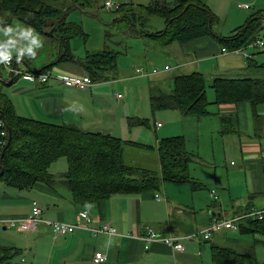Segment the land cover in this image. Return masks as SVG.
Returning <instances> with one entry per match:
<instances>
[{"label": "crops", "instance_id": "1", "mask_svg": "<svg viewBox=\"0 0 264 264\" xmlns=\"http://www.w3.org/2000/svg\"><path fill=\"white\" fill-rule=\"evenodd\" d=\"M203 1L216 16L217 21L214 22L229 17L234 23L233 29L247 20L248 15L245 17L242 12L245 10L242 9H251V13L264 10V0H238L237 5L248 3V8L239 5V8H236L230 4L232 0ZM14 23L16 22L13 20L10 22V24ZM20 23L26 24L22 21ZM39 34L44 45L50 41L51 37ZM133 36L144 51L149 41L142 37L147 36ZM151 42L156 41L151 39ZM72 48L74 50L73 46ZM158 49L162 53L159 57L158 54L152 56L149 53L144 55L143 51L141 53L142 57L148 60V64H154L150 67L146 65L147 63L141 67L142 64L129 61V57L133 54L132 49L131 53L127 54L128 63L131 66L135 64V73L139 76L126 75L130 70L126 69V65L122 63L121 66L116 67V70L123 72L122 75L115 73L114 70L106 79L91 78V83L86 88L65 85L57 77L61 73H82L83 68L79 70L76 62L56 63L58 49L55 47L49 53L50 58L45 60L42 55L38 57L40 52L38 50L35 59L25 60L29 62L33 60L36 66L39 64V67H35L36 69L55 62L50 69L51 76L46 81L36 76L34 78L20 76L15 81L6 83L4 91L10 98L16 113L22 116L78 125L92 131L96 128L99 131L104 130L103 128L108 129V122L109 125L117 124L123 139L152 146L151 148L136 147L151 152L155 166L152 170L160 172L157 140L169 134L185 136L183 131L173 129L177 121L180 126L183 122L174 120L171 123L158 122L160 125H157L155 120L154 125L160 128L158 130L155 128L152 139L143 137V139L149 138L146 139L149 140L148 142L140 141L144 130L137 129L138 126L137 128L128 126V117L138 115L128 114L127 101L121 102L124 96L118 91L119 88L123 87L126 90L128 86L125 83L132 79L142 80L147 87L149 101L151 88L156 86L163 88L164 85L169 87L173 76L189 72L188 69H194L193 67H197V70L204 74L208 84L214 77H225L221 75L224 73L247 71L253 67L264 68V53H262L264 48L256 50L252 58H244L241 52H222L216 38L205 36L183 43L174 41ZM227 52L237 55L232 54L233 57H230L227 56L229 55ZM218 57L221 59L218 60ZM260 57L263 61L259 64L257 59ZM25 60L17 62L19 69H24V66L28 64ZM1 66L5 69L3 64ZM0 72L2 74V70ZM127 76L131 77L125 78ZM211 88L213 100L210 103H215V92L213 87ZM215 104L217 106L209 104L210 107H217V109L214 111L208 109L210 114L206 116L219 119L209 126L211 129L208 136L212 153L209 157L212 161H208L207 157L204 159L207 153L204 156L201 152L205 141L203 139L205 134L200 133L203 130V127H200L202 120L194 122L197 123V130L192 142L193 147L189 148V142L187 139L186 141L189 150L195 154L196 164L208 165L212 169L213 174L208 184L219 185L221 187L219 193L216 194V188L213 186L205 188V179L201 175H195L196 181L200 184L197 187L189 182L165 181L155 192L147 190L136 194H113L107 198L81 204L72 199L68 188V192L59 189L57 191L52 185L38 182L29 189L15 191L13 190L15 187L3 186L6 184L1 183L0 246L11 248L15 250V253L0 260V264H212L214 246L232 248L241 254L248 253L245 264H264V238L249 230L240 229V222L245 221L243 218L238 221L236 228L213 230L208 238L203 237L202 230L214 217L231 218L251 208L264 211V102L257 105L250 101ZM120 105L124 111L120 117L117 118L115 113L113 119L116 120H104L107 116L110 117L112 112L118 111ZM122 118L125 120H120ZM125 151L124 149V159ZM216 152L222 154L220 160L215 157ZM231 156H235L236 159L229 162L231 167H225L226 170L222 173L223 178L219 180L217 169L223 167ZM58 160L59 158L49 166L52 174H58L66 169V161L62 171L53 169ZM126 162L137 165L134 160ZM140 167L150 169L146 163ZM33 200H37L42 205L41 217L44 219L76 222L78 211L87 209L98 217L99 221L112 224L117 233L94 235L90 231L78 228L71 233L61 234L51 232L43 221H39L34 228L29 229L20 228L18 223H12V220L17 221L30 212ZM149 228L159 235L181 237L185 249L173 256L164 241L155 240L147 243L134 236L145 234ZM95 250L103 251L107 255L106 260L93 263L92 255Z\"/></svg>", "mask_w": 264, "mask_h": 264}, {"label": "trees", "instance_id": "2", "mask_svg": "<svg viewBox=\"0 0 264 264\" xmlns=\"http://www.w3.org/2000/svg\"><path fill=\"white\" fill-rule=\"evenodd\" d=\"M92 2L0 0V22L10 23L18 19L33 26L38 33L55 41V48L58 49L56 63L73 61L90 78L106 79L117 67L118 52L105 47L96 51L86 50L83 58L78 60L70 43L72 38L82 36L84 32L79 24L67 20L68 13L73 8L84 9ZM115 9L120 17L128 20L129 34L146 35L162 45L211 36L217 39L221 48L231 51L264 32V10H258L230 34L218 35L213 29L217 18L203 0H150L147 4L124 2ZM150 15L163 17L165 27L155 31L146 29L145 19ZM137 22L140 27L136 25ZM31 62L25 60L29 64L24 66L25 72L39 79L46 75L45 81L51 76L50 69L55 62L36 70L31 67ZM12 64L19 69L15 59ZM20 76L14 75L11 82ZM5 84L0 83V183L17 189H29L38 182L48 185L61 182L67 186L72 199L81 204L113 194H136L147 190L155 192L165 181L189 182L196 187L200 185L190 176L189 165L195 160V154L189 150L183 134L164 136L157 140L160 163V172H157L127 163L123 158L126 145L151 148L150 144L123 139L109 132L86 130L78 125L22 116L14 110L4 91ZM207 84L204 74L198 70L176 74L170 89L157 86L150 89V106L153 110L175 109L181 115L197 118L207 116L210 114ZM210 86L214 89V102L217 104L250 101L257 105L264 102V81L259 78L218 76L212 79ZM127 124L129 127L149 125L145 117H128ZM222 130H225L224 127ZM62 156L66 157L65 171L52 174L49 171L50 164ZM242 218L245 221L240 222V229L264 238V213L262 218ZM14 253L15 250L0 246V260ZM246 255L248 253L241 254L232 248L214 246L212 264H245Z\"/></svg>", "mask_w": 264, "mask_h": 264}, {"label": "rangeland", "instance_id": "3", "mask_svg": "<svg viewBox=\"0 0 264 264\" xmlns=\"http://www.w3.org/2000/svg\"><path fill=\"white\" fill-rule=\"evenodd\" d=\"M52 2L57 1V0H51ZM113 3L111 8H107L105 5V0H93L92 4L90 6L85 7L84 9L81 8H73L71 9V11L68 13L67 16V20L69 21H74L77 24H79L84 32V34L82 36H76L74 38L71 39L70 43L72 44V46L74 47V53L76 55V59H81L83 58L85 51L89 50V51H96L97 49H102V48H107L113 51H117L118 52V56H117V67L118 65L121 66L122 63L123 65H126V69H129L130 71L126 73V75H133L136 74L135 73V64H133L131 66V64L128 63V53H131V49L133 50V54L129 57V61H134L136 64H142V66H144L147 63V59L146 57H142L141 53H142V48L141 46L138 44L137 41H135V39L133 38L134 36L128 33V29H129V22L126 18L124 17H120L119 12H116L115 8H116V4H120V3H124V2H133L135 4L139 3V4H147L150 2V0H109ZM167 1H174V0H167ZM238 0H232V3H230L231 5L233 4L236 8H239L237 5ZM242 2V1H241ZM241 9V8H240ZM245 11H242L245 14V17H247V15L249 16V14L252 12L251 9H242ZM13 21H15L16 23H20L21 21H19L18 19H13ZM232 19H230L229 17L225 20H219L218 22H214L213 24V29L218 33V35H227L230 34L234 23L231 22ZM145 28L151 31H155L158 29H162L165 27L164 24V19L163 17L159 16V15H150L148 18L145 19ZM136 25L138 27H140V24L137 22ZM236 25V24H235ZM42 38V37H41ZM142 38H146L149 43L146 47V49H144L143 54L146 55V53H149L152 56H155L158 54L162 55V53L160 52V49L158 48H162L165 45H162L159 42H151V38L150 37H142ZM50 41H48L47 43H45L44 47L42 49H40L39 52V56L42 55L44 60L50 58V51L53 50V48L55 47V41L53 40V38H49ZM153 41V40H152ZM150 42L152 44H150ZM134 43V44H133ZM253 48H247V51L251 52L253 51ZM230 57H233L232 54L237 55L236 53L233 52H227ZM264 53V52H262ZM226 58V57H225ZM245 58V57H244ZM57 59V58H56ZM221 58L218 57V60H220ZM251 60V59H250ZM262 58L260 57V59H257V62L260 64L262 62ZM155 63V62H154ZM78 64V63H77ZM128 64V66H127ZM31 65L33 67V69H36L35 67H39V64H37V66L34 64V61L32 60ZM35 65V66H33ZM148 67L154 65V64H146ZM79 67V70L82 69V67L78 64L77 65ZM196 66V65H195ZM194 69H188V71H192V70H197V67H193ZM117 69V68H116ZM115 69V73H119V75H122L123 72H119L118 70ZM234 71V70H233ZM232 71V72H233ZM188 73V72H186ZM206 74V73H205ZM137 75V74H136ZM208 76V74H206ZM227 78H242V77H252V78H259L262 82L264 81V68H256L253 67L250 70L247 71H241V72H234V73H224L221 74ZM139 76V75H137ZM2 77L4 80H8V74L6 72V69H2ZM131 76H127L125 78H130ZM3 81L0 79V83H2ZM173 82V81H172ZM211 83V82H210ZM209 83V84H210ZM125 84H127L128 86V91H126L123 87L119 88V92L120 94H122L124 96V98L121 99V102L123 101H127L128 104V114L129 115H138L141 117H145L148 118V126H138V128L135 126V128L137 129H141L144 130V135L141 137L140 141H145L148 142L149 138L143 139V137H151L153 135V133L155 132V128L156 130H158L160 128L156 127L154 125V121L156 120L157 122H160L161 124L163 123H171L174 120H182V125L180 126V124H178V121L176 122V124L173 125V129L174 131H183V133L185 134L186 139L189 142V148H192V142L194 141V134L197 130V123L196 120H202L200 121V127H203V130L200 131V133H204L205 134V138H203L204 144L202 145V150L201 152L204 154L207 153V156H203L204 159H208V161H212V158L209 157L210 155L212 156V153L210 152V138L208 136V133H210V129L209 126H211L212 124H214V122L216 123L217 120H219L218 118L216 119L215 117H206V118H197L195 116H187V115H181L177 110H173V109H156L153 110L151 108V106H149V101H148V95L146 92L147 87L144 86V82L142 80H138V79H132L131 81H127ZM209 84H207L206 86V96L208 101L210 102L211 100H213V90L212 88L209 86ZM172 86V83L170 82L169 87ZM169 87H167L166 85L163 86L164 89H169ZM212 97H211V96ZM209 104H214V106H217L215 103H209ZM208 104V105H209ZM122 105H120V107L118 108V111H114L110 114V117H106L104 118V120L107 119H111V120H116L113 119V115L116 113L117 118L120 117L122 115ZM208 109H212V111L216 110L217 107H208ZM124 112V111H123ZM168 114V115H167ZM171 115L175 116L172 117ZM136 116V117H138ZM120 120H125L124 118L120 119ZM111 122V121H110ZM125 123H123L124 125ZM201 127V128H202ZM182 128V129H181ZM104 132H110L116 136L119 137H123L120 136V132L119 127L117 126V124L114 126L113 124L109 125L108 122V129L103 128ZM181 129V130H180ZM94 131H99L98 128L94 129ZM147 132V133H145ZM175 133V132H174ZM181 133V132H178ZM149 136H148V135ZM171 134L167 135L170 136ZM152 139V137L150 138ZM125 162L127 160H134L135 164L142 166L143 163L147 165V167H149L150 169H154V165H153V159L151 157V152L150 151H146V150H141L140 148L134 146V145H126L125 147ZM209 150V151H208ZM197 153V152H195ZM198 154V153H197ZM215 157L217 158V160H220L222 158V154H219L218 152L215 153ZM235 156H231L230 158H228V160L223 164V167H219L217 169V174H218V179L221 180L223 178L222 173L226 170L225 167L229 166V162L231 160L235 161ZM65 161H66V157L62 156L61 158H59L58 161H56V165L53 167L54 170L56 171H62L61 169H63L65 167ZM61 173V172H60ZM58 173V174H60ZM189 173L190 176L194 179H196L195 175H201L204 179V187H215L216 188V194L219 193L221 191V187L219 185H216L215 183L212 184H208L210 181V178L213 174L212 169L208 166V165H198L196 164V161H191L190 165H189ZM57 175V174H56ZM4 184V183H2ZM1 185V183H0ZM3 186H7V185H3ZM54 188L59 190H65L68 192L67 190V186L61 182H57L54 183L52 185ZM13 190L18 191L19 189L13 188ZM161 193V192H160ZM159 194V193H158ZM37 201V200H36ZM38 202V201H37ZM38 204L40 205V207H42V205L38 202Z\"/></svg>", "mask_w": 264, "mask_h": 264}, {"label": "built area", "instance_id": "4", "mask_svg": "<svg viewBox=\"0 0 264 264\" xmlns=\"http://www.w3.org/2000/svg\"><path fill=\"white\" fill-rule=\"evenodd\" d=\"M105 5L107 8H111L113 3L109 0H105ZM118 5L119 4H116L115 6L118 7ZM238 5L244 8L249 7L248 3H238ZM247 48H253L254 50L249 52L247 51ZM262 48H264V32L251 39L245 45L239 48H235L231 51L241 52L244 57L252 58L256 50ZM221 51L226 52L230 50H227L226 48L222 47ZM3 66L8 74V80H4L2 75H0V79L7 84L11 82V79L14 75H22L25 78L35 77L33 74L27 73L23 69L15 68L12 65V63L10 67L13 69V71L11 72L8 70V67H6L5 65ZM57 77L65 85L76 86L79 88H86L91 83L90 76L85 72H82L80 74L61 73L58 74ZM40 79L45 80L46 75H43ZM157 125H160V123L157 122ZM212 194H213V190H212ZM41 212H42V208L40 207V205L36 200H33L31 203L30 212L25 217L17 221L12 220L11 222L18 223L20 228L29 229V228H34L39 221H43L49 227L51 232L61 233V234L71 233L78 228H81L86 231H90L94 235L98 233H106V234L117 233L116 228L112 224H110L107 221H99L98 217L91 214L87 209H80L78 211V220L76 222L44 219L41 217ZM263 213L264 211L251 208L249 211L243 214L233 216L231 218L214 217L210 221V223L202 230L203 237L208 238L213 230H219L221 228H236L238 226V221L244 216L262 218ZM134 236L139 237L140 239L144 240L147 243L153 242L155 240L164 241L167 244V246L170 248L171 254L173 256H176V254H178L179 252L185 249L184 243L181 241V237L175 235H167V236L159 235L151 228H149L145 234L134 235ZM106 258L107 255L103 251L95 250L92 255V262L100 263L106 260Z\"/></svg>", "mask_w": 264, "mask_h": 264}, {"label": "clouds", "instance_id": "5", "mask_svg": "<svg viewBox=\"0 0 264 264\" xmlns=\"http://www.w3.org/2000/svg\"><path fill=\"white\" fill-rule=\"evenodd\" d=\"M43 47L44 41L33 26L0 22V64L8 67L10 72L14 59L18 63L35 59Z\"/></svg>", "mask_w": 264, "mask_h": 264}, {"label": "water", "instance_id": "6", "mask_svg": "<svg viewBox=\"0 0 264 264\" xmlns=\"http://www.w3.org/2000/svg\"><path fill=\"white\" fill-rule=\"evenodd\" d=\"M50 31H51V30H50ZM210 213H211V214H214V212H213V211H210Z\"/></svg>", "mask_w": 264, "mask_h": 264}]
</instances>
